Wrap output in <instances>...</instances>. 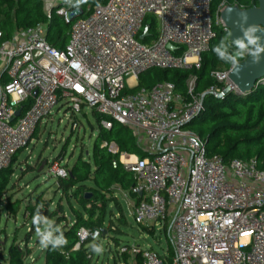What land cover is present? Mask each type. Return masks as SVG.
Listing matches in <instances>:
<instances>
[{
    "label": "built area",
    "instance_id": "built-area-1",
    "mask_svg": "<svg viewBox=\"0 0 264 264\" xmlns=\"http://www.w3.org/2000/svg\"><path fill=\"white\" fill-rule=\"evenodd\" d=\"M53 1L47 18L54 9L71 23L64 50L47 43L44 25L18 30L0 45V173L28 148L54 109L66 104L76 119L88 108L106 130L114 124L130 128L137 144L151 154L146 159L120 155L136 179L122 194L141 199L132 207L141 227L171 221L172 264H264V171L257 161L226 165L186 130L204 110V97L195 95V88L187 86L186 97L173 83L128 92L148 71L200 68L219 26L212 0H106L86 10ZM149 17L158 23L156 36ZM147 27L148 36L141 41ZM2 37L0 26V41ZM230 73L217 79L229 82ZM3 74L6 84L1 83ZM129 79L133 86L127 85ZM225 90L211 87L206 93L219 96ZM77 128L75 121L72 129ZM102 147L119 151L115 144ZM49 170L68 177L62 162ZM96 233L81 230L79 240L97 242L101 235ZM133 253L142 264H164L154 251L136 248Z\"/></svg>",
    "mask_w": 264,
    "mask_h": 264
},
{
    "label": "trees",
    "instance_id": "trees-1",
    "mask_svg": "<svg viewBox=\"0 0 264 264\" xmlns=\"http://www.w3.org/2000/svg\"><path fill=\"white\" fill-rule=\"evenodd\" d=\"M73 2L75 3V0ZM105 2L106 0H88V3L82 4L79 8L86 10L87 7H91L93 9L94 6L102 5ZM222 3L229 6L237 5L243 11L259 7L257 0H212L211 12L213 15L218 13ZM46 11L44 0H0V26L3 32L0 45L10 40L18 30L44 25L47 28V43L57 50H64L69 42L71 23H66L61 17L56 18L54 9L52 18L48 19ZM215 33L209 50L201 56L199 69H154L140 75L138 87L128 92L134 93L140 89H152L164 83H173L176 86V92L186 97L187 82L191 77H195L197 85L194 93L204 97V110L189 125L196 121L205 124L201 132L196 135L205 143L208 154L220 157L226 165L233 160H256L257 168L264 171V78L251 91L244 94L233 91L226 94L223 99H217L216 96L207 94L206 92L211 87L217 86L212 79L213 72L219 66L231 68L230 65L218 60L212 51L213 45L217 44L227 33L223 27L219 26L215 27ZM156 34L157 29H154L153 36ZM7 82L8 79L3 74L1 83L6 84ZM94 115L100 123L101 117L95 112ZM34 136H36V132ZM104 143L115 144L119 149L118 153L114 154L109 151L108 147H102ZM19 153L13 158L10 166L0 173V207L5 202L7 216L13 219H16L21 210V202L4 197L8 191L13 175V165L16 163ZM122 153L134 155L140 159L151 157L150 153L137 144L130 128L114 124L111 130H106L100 126V135L94 147L92 159L85 160L81 156L73 166L65 167L68 171V177L58 178V189L67 199L73 220L68 223L66 218L62 217L59 218L58 224L62 221L66 222L62 230L68 239V244L55 251L50 247L47 248L43 264H91L94 252L91 251L90 245L93 241L88 238L81 243L79 240L80 231L85 230L90 234L98 231L101 238L104 232H106L105 237L110 232L120 233L112 220L114 215L107 210V205L110 203L117 208L120 213L118 221L121 225H125V217L117 195L120 192H129L136 184L134 175L120 163ZM63 155H60L57 161H63ZM31 170L29 168L27 171ZM130 198L134 200L135 204L141 200L133 195ZM73 200L80 209L73 206ZM58 210L61 215L64 214L61 205H59ZM109 215L111 216L110 225L106 229V221ZM1 219L2 212L0 209V223ZM168 221V219L164 221V228ZM153 230L155 229L152 228L150 231ZM34 231L35 227L32 225L30 233L26 237V251L24 252L20 250V247L12 245L8 249V258H4V248L0 247V264L1 259L9 264H24L26 258L31 255L28 245ZM166 241L167 252L161 258L164 260V264H172L174 258L172 237L168 236ZM113 242L118 244L114 239ZM77 244H80V247L78 250H74ZM129 249L127 248L126 252H120V259L114 260L113 264H129ZM139 264H142L140 256Z\"/></svg>",
    "mask_w": 264,
    "mask_h": 264
},
{
    "label": "rangeland",
    "instance_id": "rangeland-1",
    "mask_svg": "<svg viewBox=\"0 0 264 264\" xmlns=\"http://www.w3.org/2000/svg\"><path fill=\"white\" fill-rule=\"evenodd\" d=\"M45 10H50L55 7V1L44 0ZM74 4V2H73ZM229 10H241L237 5L229 6L222 3L219 12L213 15L214 20L219 23V27H223L227 33L228 29L223 24V15ZM56 18L60 17L54 11ZM147 24L152 25V33L158 28V23L154 17L147 19ZM231 72V68L219 66L212 74V79L216 83L217 88L226 87L229 82L219 81L217 75H223ZM195 80V81H194ZM128 86H133L132 81L127 80ZM197 80L190 78L187 83L188 87L196 88ZM60 108V109H59ZM77 121L78 128L72 129L73 122ZM205 127V124L196 121L192 125L186 127L187 131L194 134H199ZM100 135V123L94 113L84 108V111L74 118L68 106L61 104L54 109L50 119L45 120L36 131V136L28 148L21 151L17 157L16 163L13 165V175L10 179L8 191L5 194L6 198H11L12 201L21 202V210L16 219L8 218L6 213V203L3 202L0 209L2 219L0 223V247L4 248L3 257L8 258V249L13 246L20 247L22 252L26 251V237L29 235L32 227V216L40 205L42 213L55 221V224L61 229L66 222L62 221L58 224L59 218L65 217L70 223L73 220V215L67 199L58 189V177L52 174L49 167L55 163H60L57 158L63 155L62 165L71 167L81 157L85 160L92 159L93 150ZM31 168V171H27ZM90 185V184H88ZM118 200L123 210L126 224L121 225L118 219L120 213L112 204L107 205V210L114 215L112 218L115 226L120 233L110 232L106 237H102L95 243L102 244L105 251L102 255L94 253L91 264H113V261L119 258V253L123 248L129 250V264H139V255L133 253V250L140 248L142 250H151L160 256H165L167 252L166 238L171 236V221L155 230L152 228H142L138 225L133 217L132 201L129 197H125L121 192L118 193ZM73 206L80 209L78 204L73 200ZM61 205L64 209V214H60L58 207ZM111 216L107 218V229L110 225ZM163 229V230H162ZM113 239L118 244L113 242ZM172 247L173 243L171 242ZM28 248L31 255L28 256L24 264H43L45 261L46 249L39 244V240L35 231L31 234ZM28 251V250H27ZM1 264H9L1 259Z\"/></svg>",
    "mask_w": 264,
    "mask_h": 264
},
{
    "label": "clouds",
    "instance_id": "clouds-1",
    "mask_svg": "<svg viewBox=\"0 0 264 264\" xmlns=\"http://www.w3.org/2000/svg\"><path fill=\"white\" fill-rule=\"evenodd\" d=\"M63 2L79 10V7L88 3V0H75L74 4L73 0H63ZM247 21V13L241 12L235 23L242 35L232 39V32L228 30L227 34L212 47V51L218 60L230 65L231 73L236 75L242 71V61L251 57L252 63L258 64L262 54H264V28L256 24L249 25ZM257 33H261V35ZM42 208L43 205H40L32 216V224L35 227L39 244L45 249L50 247L53 251L66 246L68 239L63 230L55 224L54 220L42 213ZM96 235L98 236V231ZM90 249L96 255H102L105 251L102 244L95 242L90 245Z\"/></svg>",
    "mask_w": 264,
    "mask_h": 264
},
{
    "label": "water",
    "instance_id": "water-1",
    "mask_svg": "<svg viewBox=\"0 0 264 264\" xmlns=\"http://www.w3.org/2000/svg\"><path fill=\"white\" fill-rule=\"evenodd\" d=\"M259 7L253 8L247 11L241 10H231L226 12L223 15V24L232 32V39L242 35L239 27L236 26V21L239 19V14L241 12H246L248 16L247 24H256L261 28H264V0H257ZM247 26V25H246ZM147 27L144 35L141 37V41H144L148 36ZM261 35V33H257ZM170 50H174L173 47H170ZM264 78V54H262L261 60L258 64L252 63V58L249 57L244 63H242V71H240L239 75L234 73H230L228 76V80L231 83L224 94L216 96L217 99H223L224 96L230 92L236 91L239 94H244L246 92L251 91L256 84ZM21 115V111H18L16 116L19 117ZM106 232H104L103 237H105Z\"/></svg>",
    "mask_w": 264,
    "mask_h": 264
},
{
    "label": "crops",
    "instance_id": "crops-1",
    "mask_svg": "<svg viewBox=\"0 0 264 264\" xmlns=\"http://www.w3.org/2000/svg\"><path fill=\"white\" fill-rule=\"evenodd\" d=\"M129 199L132 201V207L134 206V200L132 198L129 197Z\"/></svg>",
    "mask_w": 264,
    "mask_h": 264
},
{
    "label": "bare ground",
    "instance_id": "bare-ground-1",
    "mask_svg": "<svg viewBox=\"0 0 264 264\" xmlns=\"http://www.w3.org/2000/svg\"><path fill=\"white\" fill-rule=\"evenodd\" d=\"M112 148H114V146Z\"/></svg>",
    "mask_w": 264,
    "mask_h": 264
}]
</instances>
